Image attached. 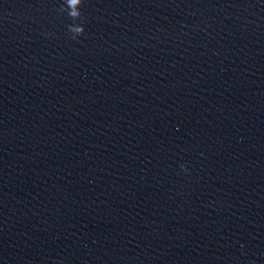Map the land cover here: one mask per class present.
Here are the masks:
<instances>
[{"label":"clouds","instance_id":"obj_1","mask_svg":"<svg viewBox=\"0 0 264 264\" xmlns=\"http://www.w3.org/2000/svg\"><path fill=\"white\" fill-rule=\"evenodd\" d=\"M82 3L83 0H64L63 4L58 9L60 14L67 12L68 17L74 22L67 25L68 32L72 34L71 38L74 40L82 36L85 32L83 27L84 17L81 11ZM76 21H80V23H75ZM180 167L182 171H188L185 165L182 164Z\"/></svg>","mask_w":264,"mask_h":264}]
</instances>
